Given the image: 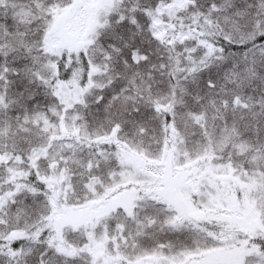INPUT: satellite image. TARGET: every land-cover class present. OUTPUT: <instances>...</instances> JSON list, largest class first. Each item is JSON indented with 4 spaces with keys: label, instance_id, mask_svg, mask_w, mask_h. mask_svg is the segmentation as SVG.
Segmentation results:
<instances>
[{
    "label": "snow or ice",
    "instance_id": "snow-or-ice-1",
    "mask_svg": "<svg viewBox=\"0 0 264 264\" xmlns=\"http://www.w3.org/2000/svg\"><path fill=\"white\" fill-rule=\"evenodd\" d=\"M0 264H264V0H0Z\"/></svg>",
    "mask_w": 264,
    "mask_h": 264
}]
</instances>
